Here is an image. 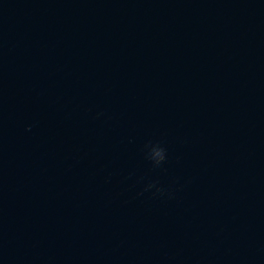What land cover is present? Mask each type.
Here are the masks:
<instances>
[{
	"label": "water",
	"instance_id": "water-1",
	"mask_svg": "<svg viewBox=\"0 0 264 264\" xmlns=\"http://www.w3.org/2000/svg\"><path fill=\"white\" fill-rule=\"evenodd\" d=\"M0 264H264V0H0Z\"/></svg>",
	"mask_w": 264,
	"mask_h": 264
}]
</instances>
